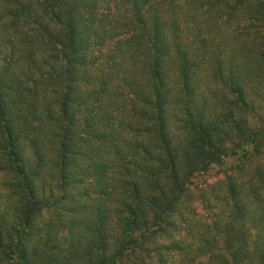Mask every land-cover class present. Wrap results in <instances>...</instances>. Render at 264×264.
<instances>
[{
	"label": "trees",
	"instance_id": "trees-1",
	"mask_svg": "<svg viewBox=\"0 0 264 264\" xmlns=\"http://www.w3.org/2000/svg\"><path fill=\"white\" fill-rule=\"evenodd\" d=\"M0 264H264V0H0Z\"/></svg>",
	"mask_w": 264,
	"mask_h": 264
},
{
	"label": "rangeland",
	"instance_id": "rangeland-1",
	"mask_svg": "<svg viewBox=\"0 0 264 264\" xmlns=\"http://www.w3.org/2000/svg\"><path fill=\"white\" fill-rule=\"evenodd\" d=\"M214 181V178L211 180V182Z\"/></svg>",
	"mask_w": 264,
	"mask_h": 264
}]
</instances>
